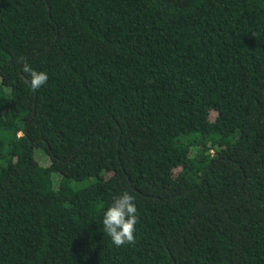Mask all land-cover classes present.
<instances>
[{
    "label": "trees",
    "instance_id": "trees-1",
    "mask_svg": "<svg viewBox=\"0 0 264 264\" xmlns=\"http://www.w3.org/2000/svg\"><path fill=\"white\" fill-rule=\"evenodd\" d=\"M0 264H264V0H0Z\"/></svg>",
    "mask_w": 264,
    "mask_h": 264
},
{
    "label": "clouds",
    "instance_id": "clouds-1",
    "mask_svg": "<svg viewBox=\"0 0 264 264\" xmlns=\"http://www.w3.org/2000/svg\"><path fill=\"white\" fill-rule=\"evenodd\" d=\"M20 63L21 71L28 75V82L33 90H39L47 84V72L37 70L23 60ZM138 220L136 197L132 192L124 190L115 195L103 209L101 225L103 233L107 234L112 244L121 247L134 243Z\"/></svg>",
    "mask_w": 264,
    "mask_h": 264
}]
</instances>
